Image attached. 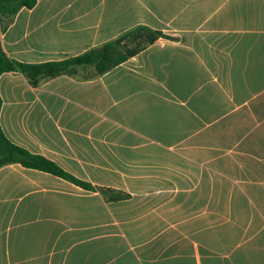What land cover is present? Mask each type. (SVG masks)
I'll return each mask as SVG.
<instances>
[{
  "label": "crops",
  "instance_id": "obj_1",
  "mask_svg": "<svg viewBox=\"0 0 264 264\" xmlns=\"http://www.w3.org/2000/svg\"><path fill=\"white\" fill-rule=\"evenodd\" d=\"M165 34L101 75H0L14 143L95 187L0 167V264H264V0H37L8 56L62 60Z\"/></svg>",
  "mask_w": 264,
  "mask_h": 264
},
{
  "label": "trees",
  "instance_id": "obj_2",
  "mask_svg": "<svg viewBox=\"0 0 264 264\" xmlns=\"http://www.w3.org/2000/svg\"><path fill=\"white\" fill-rule=\"evenodd\" d=\"M36 2L37 0H0V75L7 71H19L24 73L33 84H37L44 78L61 73L73 74L76 66L79 65H93L95 67V75H101L165 34L161 29L147 25H137L123 32L118 37L91 48L82 54L62 60L27 63L8 56L2 46L1 33L5 18L13 17L23 7L32 8ZM1 107L2 97L0 95V110ZM12 162H19L26 167L52 172L86 188H99L109 198L116 199L127 196V193L117 189L95 187L92 183L69 173L47 157L32 153L28 149L14 143L5 134L0 123V167Z\"/></svg>",
  "mask_w": 264,
  "mask_h": 264
}]
</instances>
